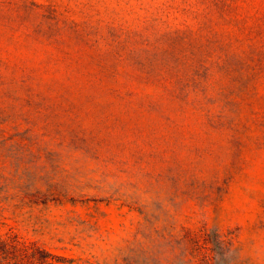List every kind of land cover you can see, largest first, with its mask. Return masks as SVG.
Here are the masks:
<instances>
[{"label": "rangeland", "instance_id": "rangeland-1", "mask_svg": "<svg viewBox=\"0 0 264 264\" xmlns=\"http://www.w3.org/2000/svg\"><path fill=\"white\" fill-rule=\"evenodd\" d=\"M57 264H264V0H0V234Z\"/></svg>", "mask_w": 264, "mask_h": 264}, {"label": "trees", "instance_id": "trees-1", "mask_svg": "<svg viewBox=\"0 0 264 264\" xmlns=\"http://www.w3.org/2000/svg\"><path fill=\"white\" fill-rule=\"evenodd\" d=\"M59 258L34 243L20 241L8 233L0 234V264H57Z\"/></svg>", "mask_w": 264, "mask_h": 264}]
</instances>
